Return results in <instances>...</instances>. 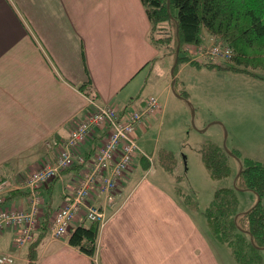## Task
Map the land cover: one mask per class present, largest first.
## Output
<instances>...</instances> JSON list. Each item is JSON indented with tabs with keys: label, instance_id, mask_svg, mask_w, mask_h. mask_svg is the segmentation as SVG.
<instances>
[{
	"label": "crops",
	"instance_id": "obj_1",
	"mask_svg": "<svg viewBox=\"0 0 264 264\" xmlns=\"http://www.w3.org/2000/svg\"><path fill=\"white\" fill-rule=\"evenodd\" d=\"M149 30L140 0H0V180L19 183L55 160L73 125L89 113L81 85L89 82L84 90L90 98L120 109L140 108L150 95L161 103L170 94L161 66L167 59L159 61ZM158 112L137 127L138 144L141 137L150 139L164 106ZM104 138L96 130L79 155L88 162ZM149 164L137 156L120 177L117 195L123 202L117 211L106 207L100 192L91 194L89 203L108 217L93 257L71 246L69 236L52 239L48 229L50 213L73 194L88 163L62 171L40 189L44 212L33 241L17 249L16 231L5 229L0 254L27 264L36 246L35 264H233L203 214L194 215L160 183L149 181L154 167L143 174ZM29 199L28 189L19 185L5 194L2 207L28 210ZM81 222L88 223L82 212L74 227Z\"/></svg>",
	"mask_w": 264,
	"mask_h": 264
},
{
	"label": "rangeland",
	"instance_id": "obj_2",
	"mask_svg": "<svg viewBox=\"0 0 264 264\" xmlns=\"http://www.w3.org/2000/svg\"><path fill=\"white\" fill-rule=\"evenodd\" d=\"M172 32L174 33V29ZM207 36L209 34L206 32V40L203 39L198 47H184L183 51L195 59L194 62L216 66L197 67L194 62L179 64L176 69V86L175 77L170 73L175 60L170 49L173 42L169 47H158L159 61L167 59L161 66L170 94L164 93L160 99L159 112L163 106L165 112L163 118L157 120L149 131L150 139L141 137L139 141L141 150L151 159L148 170L143 174H148L154 167L148 176L149 181L160 183L194 215L203 214L217 189L233 187L241 164L240 160L229 157L231 176L213 180L197 152L198 149L213 144L231 153L237 150L241 159L245 157L264 163V71L248 67L241 72L239 70H243L244 66L231 61V58L226 61L224 58H210V41ZM199 46L201 50L198 49ZM230 66L234 68L230 69ZM173 80L174 91H186V98L180 99L173 94L169 85ZM191 107L194 110L193 117ZM161 148L172 152L177 159V166L172 173L164 170L158 163V153L155 151ZM236 194L239 201L238 213L246 212L258 202L257 196L251 191L237 188ZM261 204L264 207V194ZM262 258L264 264V251ZM231 262L237 264L232 256Z\"/></svg>",
	"mask_w": 264,
	"mask_h": 264
},
{
	"label": "trees",
	"instance_id": "obj_3",
	"mask_svg": "<svg viewBox=\"0 0 264 264\" xmlns=\"http://www.w3.org/2000/svg\"><path fill=\"white\" fill-rule=\"evenodd\" d=\"M150 22L148 39L156 48L169 47L173 42L172 57L177 58L173 77L177 85L176 69L179 64L195 59L185 54L188 46L198 47L202 42V31L225 43L233 50L231 61L246 68L264 71V0H140ZM168 4V5H167ZM174 29V33L172 32ZM179 51L176 55V46ZM184 49V51H183ZM173 58V60L175 59ZM196 63L197 67L211 66ZM253 66V67H252ZM234 68L232 66L229 67ZM79 90L92 97L85 86ZM180 91V90H179ZM183 98L186 91H177ZM197 152L213 180H222L232 174L229 155L217 145H204ZM158 163L169 173L177 166L175 155L165 148L157 151ZM242 170L233 187H222L214 192L209 206L203 211L207 227L216 241L229 248L237 264H262L264 251V163L249 158H240ZM251 191L258 202L244 213H238L236 189ZM44 212V208H43ZM50 213V215H52ZM48 217V215H44ZM46 229V226H42ZM100 225L98 222H81L74 227L68 242L83 254L93 257L96 252ZM27 264H35L36 246L31 247Z\"/></svg>",
	"mask_w": 264,
	"mask_h": 264
},
{
	"label": "built area",
	"instance_id": "obj_4",
	"mask_svg": "<svg viewBox=\"0 0 264 264\" xmlns=\"http://www.w3.org/2000/svg\"><path fill=\"white\" fill-rule=\"evenodd\" d=\"M207 40L210 41L208 47L210 58H224L225 61L232 58L231 47L220 44L222 42L211 36H207ZM198 49L201 50V47L199 46ZM88 99L89 113L73 125L67 139L59 145L53 162L29 173L19 183H14L9 178L0 180V234L5 229H14L16 231L14 247L17 249H23L31 243L39 227L40 215L43 212L40 189L47 186L62 171L74 165L80 167L86 163L89 165L73 194L54 211L48 224L50 237L55 240L72 233L74 221L80 212L88 223L98 222L100 227L103 226L108 218L106 211L89 203L91 194L100 192L106 207L112 212L117 211L123 202L117 195L120 177L137 156L151 160L143 153L137 142L136 129L143 120L156 115L160 109L157 97L148 96L140 108L127 106L123 109L97 102L90 97ZM96 130L104 131L105 138L87 162L79 155V148L95 134ZM47 146L50 147L51 143H47ZM19 185L29 191V209L2 207L5 194L16 187L19 188ZM13 262V256L0 254V264H13Z\"/></svg>",
	"mask_w": 264,
	"mask_h": 264
},
{
	"label": "water",
	"instance_id": "obj_5",
	"mask_svg": "<svg viewBox=\"0 0 264 264\" xmlns=\"http://www.w3.org/2000/svg\"><path fill=\"white\" fill-rule=\"evenodd\" d=\"M167 5H168V4H167ZM178 51H179V45H177V47H176V55L178 54ZM176 63H177V58H175V60H174V64H173V66H172V68H171V70H170L171 75H173V71H174V67H175ZM171 89H172L174 95H176L178 98L182 99V97L179 96V95L174 91V80H173L172 83H171ZM186 102H187V101H186ZM187 103H188V102H187ZM188 104H189V103H188ZM190 106H191V105H190ZM191 111H192V117H193V116H194V110H193V107H191ZM226 153H227L230 157H233V158H235L237 161H239V159H238L233 153L229 152L228 150L226 151ZM241 170H242V166H241V164H240V166H239V170H238V172H237V174H236L235 179L239 176ZM233 184H235V183H233Z\"/></svg>",
	"mask_w": 264,
	"mask_h": 264
}]
</instances>
